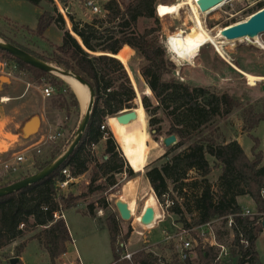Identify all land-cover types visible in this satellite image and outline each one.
<instances>
[{"label": "trees", "instance_id": "1", "mask_svg": "<svg viewBox=\"0 0 264 264\" xmlns=\"http://www.w3.org/2000/svg\"><path fill=\"white\" fill-rule=\"evenodd\" d=\"M24 1L33 6L45 3L54 10V16L42 15L36 29L27 33L36 41H42L43 34L54 24L63 32L61 44L55 48L53 46L51 58L46 60L30 47L11 39L4 41L40 61L51 62L81 77L93 90L94 105L79 145L59 169L36 184L0 198V250L33 234L30 240L37 241L44 249L49 264H55L56 259L66 252L70 236L64 220L56 219L54 215L76 208L80 197L65 195L58 189L57 184L64 180L62 170L66 169L71 179L89 174L86 187L88 195L115 187L118 176L133 178V169L126 162L109 129L106 127L104 132L100 131V126L107 119L138 109L128 72L116 58L124 49H129L144 61L139 73L154 102L153 105L146 96L141 98L142 109L148 116L147 134L154 140L160 137L161 117H164L169 124L166 136L176 138V143L165 151L163 158L167 160L163 164L144 167L145 178L159 203L163 196L171 200L174 199L173 194L179 196L181 203L174 199L168 214L177 219V224L188 232L187 237L191 241L195 240L196 244L185 261L179 260L172 242L162 248L163 251L168 249L170 255L162 257L143 248L133 255L131 262L120 261V256L114 251L116 237L121 233L118 221L113 215L108 216L103 223L96 221L95 207L88 205L82 214L94 219L99 227L107 231L112 264H262L256 250L257 240L263 231L261 221L264 219V199L261 194L264 189V157L259 150V142L251 138L253 145L250 149L251 158H248L237 141L218 143L206 137L204 129L213 120L231 115L237 102L227 92L212 86H191L175 79H164L173 75L176 68L159 44L161 27L156 17L159 0H132L124 7L117 0H108L101 5L106 17L95 16L90 22L77 21L71 14H67L70 31L81 45L66 29L61 15L55 13V0ZM56 1L64 3V0ZM256 8L261 9L262 4L258 3ZM140 19L152 20L154 27L138 32L136 27ZM233 23L231 21L223 27ZM0 55L5 61L14 63L18 70L24 69L39 77L50 75L23 64L6 52L0 51ZM58 83L68 88L64 82L59 80ZM53 87L57 96H60L53 103L54 108L67 109L68 102L63 99L65 90ZM69 95L70 106L78 110L74 94L70 92ZM241 116L247 131H252L264 121V116L252 113L251 110L243 111ZM97 147L102 149L99 158L95 154ZM60 155L61 152L51 155L36 170L45 169ZM208 157L213 160L214 167H221L214 185L208 181L212 171ZM191 173L196 178H191ZM27 176L30 175L0 185V188ZM240 197H248L254 203L251 215L242 216L243 208L237 203ZM98 202L103 203V200ZM100 206L106 209L105 204ZM187 215L191 219L187 220ZM229 217L232 220L231 228L226 226ZM215 220H219L223 228L216 233L215 238L228 249L229 255L225 261L217 260L218 250L203 244V237L194 231ZM20 225H23L22 228ZM128 238L129 232L122 237L123 242H127ZM223 238L227 240L222 242ZM242 241L248 243L247 247H244ZM24 245H19L16 255Z\"/></svg>", "mask_w": 264, "mask_h": 264}, {"label": "rangeland", "instance_id": "2", "mask_svg": "<svg viewBox=\"0 0 264 264\" xmlns=\"http://www.w3.org/2000/svg\"><path fill=\"white\" fill-rule=\"evenodd\" d=\"M92 1L101 8V5L108 0ZM117 1L119 5L124 7L132 0ZM84 2L85 0H64V3L60 4L55 0L57 8L55 13L61 15L68 31H70L71 26L67 14H71L75 20H81L83 22H90L91 19L95 17L86 11ZM258 3H261L262 8H264V0H231L229 3L227 2L217 7L209 14L198 13V18L203 30H206L205 32L209 33L211 36H216V32L221 30L226 23H231V21H234L233 24L243 22L251 14L258 11L256 8ZM177 4H180L181 7L176 14L159 17L156 12V17L159 19L161 27L159 44L164 48L167 59L171 61L176 68L173 75L166 76L164 79H175L191 86H212L219 91L227 92L237 102V107L233 110L231 115L222 119L213 120V122L204 129V135L218 143L223 141L229 142L233 139H242L241 144L246 153H249L252 147L253 142L251 138H255L259 142V150L264 157V121L260 122L252 131H247L241 116L243 111L249 110H251L252 113L264 116V91L262 90L264 87V34L256 40H240L235 42H221L218 40V42L221 43L219 44L221 53L211 44H206L199 49V52L191 61H178L167 50L166 41L169 36L175 35L180 31L185 34L190 32V29L194 26L191 6L188 4V0H159L156 9L159 6ZM42 15H45V17L54 16L52 6L45 3H41L39 6H33L24 0H0V35H2L0 36V41L3 43H6L4 40L16 41L19 44L32 48L38 55L46 58V60L50 59L51 52L54 51L55 47L61 44L63 32L52 24L43 34L44 39L42 41H36V39L27 33L29 30L36 29L39 18ZM153 27L152 20L140 19L137 23L136 30L142 33L145 29ZM130 51L129 55L128 53L124 55V53L121 52L119 56H124V58H126L125 64L123 65L128 72L135 91V103L138 105V119L133 124L145 132L147 136L143 166L141 169H138V160L136 159L135 152L125 148L123 136L118 137L115 135L114 130L116 125L113 121L114 117L109 118L105 122V125L111 132L121 153L124 154V157L130 163V168L134 170L131 169L134 176L132 179H127L125 175L118 176L117 185L115 187L99 194L88 195L86 193V187L89 182V174H87L83 179L71 184V186L63 191L65 195L71 194L80 197L76 208L65 211L64 219L66 221V226L68 225L69 227V229L68 227L67 229L72 244L79 254V259L82 264H111L113 261L107 231L104 228L96 229L91 219L83 218L78 214L81 208L84 211L88 205H93L95 207L94 213L96 221L103 223L110 215H113L118 221L121 233L116 237L114 251L120 257L126 252L135 254L143 248L162 257L170 255L168 249L165 251L162 250L163 246L166 244L163 241V232H168L173 235L178 233L179 228H181L176 222L177 219L160 207L145 178L144 167L152 168L154 165L159 166L163 164L167 160L163 158L165 151L173 145L164 147L162 142L163 139L167 138L166 131L169 128L168 121L164 117H161L162 135L154 140L147 134L148 116L140 107L139 101H141L142 96H146L151 100L153 105L154 102L139 73V68L144 65V61L138 55ZM3 63L11 65V62L5 61L0 55V76L8 79L7 82L0 81V119L6 118L7 131L16 134L23 121L33 115H38L40 118H43L45 122L51 124V126L55 125L54 121L59 122L58 126H61L64 130V139L62 141L42 147L40 154H35L31 151L28 152V155L32 156V160L22 166V174L34 175L39 172L36 170L39 164L49 160L51 155H56L58 152L62 154L67 149L75 136L83 112L78 111L76 107L70 106L69 94L71 90L66 86L61 87V83H58L60 80L59 78L53 75L39 77L24 69H17L15 74L8 76L6 75L7 71L3 69ZM45 63L54 65L51 62ZM246 75L256 78L254 86L248 85V81L245 77ZM53 86H60L59 88L65 90L63 99L68 102L69 107L67 109L54 108L53 103H55L60 96H57L58 93ZM45 87L52 88V95L48 99H43L40 93V90ZM2 98H7L8 102L3 103L1 101ZM250 119L247 118V120ZM47 130L48 127H43L42 125L38 133L33 136V141L25 144L21 151L30 147L38 140L39 135H41V133L42 135L45 134ZM7 138L8 140L13 139L9 135ZM2 149H4V147H2ZM101 153V147H97L95 149V154L98 158ZM207 159L212 167L208 181L211 185H214L218 178V169L213 166L214 162L211 158L208 157ZM190 177L196 178L193 173L190 174ZM173 197L177 202L181 203V199L176 193ZM151 198L153 199L152 204L157 217L152 226L153 228L147 229L139 226L137 218L141 216L145 204ZM99 200H103V203L100 204L106 205L105 210L100 208ZM117 200L129 204L131 207L133 206L132 209L134 213L130 221L123 222L120 220L115 209V202ZM242 203L243 205L249 204L246 200ZM188 219L191 218L187 215V220ZM222 230L223 228L219 221L211 224L209 228L203 227L200 229L201 232L205 233V237L208 238L211 236L215 237L216 233ZM128 232L129 238L127 242L124 243L122 237ZM30 235L31 234L27 236L31 237ZM225 240L227 239L223 238L222 242H225ZM230 240L231 238H229V241ZM174 245L175 243H173V247ZM192 247H194V242H192ZM72 249L73 247L70 245L68 253H70ZM256 250L264 264V234L257 240ZM31 252H33L31 249L27 250L26 258H28ZM30 258L31 260L27 259L29 260L27 264H41L40 260H35L33 257ZM11 259H17L16 253L10 255L8 250H0V264H9ZM72 260L76 261L75 256Z\"/></svg>", "mask_w": 264, "mask_h": 264}, {"label": "water", "instance_id": "3", "mask_svg": "<svg viewBox=\"0 0 264 264\" xmlns=\"http://www.w3.org/2000/svg\"><path fill=\"white\" fill-rule=\"evenodd\" d=\"M229 1L231 0H197L196 5L201 14H209L212 11H214L217 7ZM263 34H264V8H261L255 13L251 14L243 22H239L223 27L218 33V38L224 39L226 42H235L242 39L256 40L258 37H260ZM71 35L74 38H76L72 32ZM79 44L81 45L80 41ZM211 45L214 46L213 44ZM0 51L8 53L9 55L14 57L18 61L22 62L23 64H26L43 73H47L55 77L57 76L71 77L75 79L80 85L86 87L89 94V100L86 111L82 115L80 124L76 129L75 136L71 141L70 145L67 147V149L45 169L39 171L34 175H30L26 178L18 180L12 184L1 187L0 198H2L42 181L43 179L54 173L57 169H59V167L71 156V154L79 145L85 133V130L89 124L90 116L94 105V93L91 86L85 80H83L79 76H76L71 71H64L56 67L55 65H51L43 61H40L39 59H36L35 57L29 55L28 53L22 51L21 49L11 44L3 43L0 41ZM1 81L7 82L8 79L3 77ZM262 90L264 91V87L262 88ZM139 104L140 107L142 108L141 101H139ZM137 118H138L137 110H130L116 115L114 117V120L119 126H128L134 123L137 120ZM40 127H41V119L38 115H33L29 117L26 121L22 123V125L18 130L20 139L27 140L35 136L38 133ZM162 142L164 147H169L176 143V138L174 136H169L163 139ZM125 160L130 166V163L127 161L126 158ZM115 209L121 221L123 222L130 221L132 215L130 213L127 203L121 200H117L115 202ZM155 219H156V212L154 207L148 206L144 208L139 218L138 224L141 227H152L155 222ZM261 226L262 229L264 230V219L261 221ZM17 262L18 259H11L9 261V264H16Z\"/></svg>", "mask_w": 264, "mask_h": 264}, {"label": "built area", "instance_id": "4", "mask_svg": "<svg viewBox=\"0 0 264 264\" xmlns=\"http://www.w3.org/2000/svg\"><path fill=\"white\" fill-rule=\"evenodd\" d=\"M84 7L86 9V11L96 17L99 18H103L105 17V12L98 7V5H96L94 3V1L92 0H85L84 2ZM3 69L7 71L8 76H11L13 74L16 73L17 71V67L14 63H11V65H7L6 63H3ZM41 96L43 97V99H48L49 97H51L52 95V88L51 87H45L42 88L40 90ZM106 128L105 123H103L100 126V131L104 132ZM106 136V134H104ZM64 137V130L61 126H58L55 130L52 128H48L47 132L45 134H41L38 141L24 149L23 151H20L16 154H14L10 159H5V160H1L0 159V185L9 183V182H13L23 176V169L22 166L27 164L29 161L32 160V156L28 155V152H33L35 154H40L41 152V148L50 144H54L56 143L58 140H62ZM94 148V147H93ZM62 176L64 177V180L59 182L57 184V187L59 190L64 191L65 189H67L69 183L72 181V179L69 177V173L66 169L61 171ZM23 175V176H21ZM19 176V177H18ZM264 191V189L262 190V192ZM261 192V194H262ZM174 195V194H173ZM175 199V198H174ZM173 199V200H174ZM169 199L168 196H163V200L161 203H159L160 207H162V209H164L167 213L168 210L170 208L173 207L174 205V201ZM176 201V199H175ZM62 214V213H61ZM61 214L56 213L54 215V217L57 218H61ZM242 216H249L252 214V212H250L249 210H243V212L241 213ZM219 220H215L213 222H210L204 226L195 228L194 231H198L200 233V235L203 237V244H207L210 247H214L218 250V256H217V260L219 261H223L226 260L228 258V249L227 247L219 244L216 241V238L211 236V237H205V233L201 232L200 229L205 227V228H209L211 224H213L214 222H218ZM232 225V220L231 217H229L227 219V223L226 226L228 228H231ZM23 225H20V228H22ZM188 232L186 230H182L181 228H179L178 233L176 234H171L168 232H163V241L165 243H170L173 242L175 243L174 245V250L176 251V253L178 254V258L180 261H185L188 253L191 251L192 249V242H194V244H196L195 240L191 241L189 237H187ZM242 244L244 245V247H247L248 243L245 241H242ZM122 246V244H121ZM134 253H128L126 252L125 254H123L120 259L121 260H126L131 262L132 261V257H133ZM77 264H81L80 262H78Z\"/></svg>", "mask_w": 264, "mask_h": 264}, {"label": "bare ground", "instance_id": "5", "mask_svg": "<svg viewBox=\"0 0 264 264\" xmlns=\"http://www.w3.org/2000/svg\"><path fill=\"white\" fill-rule=\"evenodd\" d=\"M196 1L197 0H188V4L191 6L192 16H193V20H194V26L190 29V32L188 34H185L184 32L180 31L179 33H177L175 35L169 36L167 38V41H166L167 50L178 61H180V60L181 61H188V62L191 61V59L193 57H195L196 54L199 52V49L206 44H213L214 47L217 49V51L219 53H221V51L219 49V44H221V43H219L218 40H220L221 42L225 41L224 39L218 38V33L220 30L218 32H216L217 38L215 36H211L209 33L205 32L206 30L205 31L203 30L201 23H200V20L198 18V13H200V12H199L198 7L196 5ZM180 7H181L180 4L168 5V6H159L157 8V15L159 17H164V16L176 14L178 12V10L180 9ZM242 40L247 41L249 39H242ZM238 41H240V40H238ZM122 52L124 53V55L127 53L129 55V49H124ZM117 58L122 62V64H125L126 58H124V56H117ZM174 58H173V60H174ZM57 77L62 82H64L69 87L71 92L74 94L77 102L80 104V109L83 112L82 113V115H83L86 111V108L88 105V100H89V94H88L87 88L80 85L75 79H73L71 77H63V76H57ZM245 77H246V80L248 81V85H250V86L255 85L256 78H254L250 75H246ZM7 101H8L7 98L2 99V102H7ZM137 115H138V111H137ZM113 121L116 125L115 130H114L115 135H117L118 137L119 136L124 137L123 142H124L125 148L128 150H133L135 152L136 159L138 160V169H141L143 166L144 151L146 150V142H147L146 133L143 132L139 127L135 126L133 123L128 125V126H119L115 122L114 118H113ZM123 156H124V154H123ZM152 203H153V199L151 198L145 204V207H148V206L153 207ZM128 208L130 210L131 215H133V213H134L133 209H132L133 206L131 207L128 204ZM156 217H157V215H156ZM139 218H140V216L137 218V222L139 221ZM143 228L149 229L151 227H143Z\"/></svg>", "mask_w": 264, "mask_h": 264}, {"label": "crops", "instance_id": "6", "mask_svg": "<svg viewBox=\"0 0 264 264\" xmlns=\"http://www.w3.org/2000/svg\"><path fill=\"white\" fill-rule=\"evenodd\" d=\"M130 51V50H129ZM131 52V51H130ZM3 77L2 76H0V81H1V79H2ZM3 82H5V81H3ZM3 99V98H2ZM2 101V100H1ZM8 102V101H7ZM4 103V102H3ZM78 111H81L80 110V106H79V103H78ZM28 118H26L24 121H26ZM41 119V126L43 125V127L44 126H47L48 128H52V129H56L57 127L56 126H58L59 125V122H56V121H54V123H55V125L54 126H51V124H49V123H46L45 122V120L43 119V118H40ZM108 120V119H107ZM23 121V122H24ZM6 122H7V120H6V118H2V119H0V159L1 160H5V159H10L14 154H16V153H18V152H20L21 151V149H23L24 148V146H25V144H28V143H30L31 141H33V137H31V138H29V139H27V140H22V139H20V137H19V134H18V131H17V133L16 134H14V133H12V132H9V131H7V129H6ZM22 125V124H21ZM20 125V126H21ZM20 128V127H19ZM19 128H18V130H19ZM41 128V127H40ZM40 130V129H39ZM42 134V133H41ZM11 136L13 139L12 140H8V138H7V136ZM39 137H40V135H39ZM39 139V138H38ZM63 139H64V137H63ZM62 139V140H63ZM61 139L60 140H58L56 143H58L59 141H62ZM233 140H235V141H237L238 142V144L240 145V147L242 148V150H243V152L245 153V155L248 157V158H251V154H250V152L249 153H246V151L244 150V147L242 146V144H241V140H239V139H233ZM38 141V140H37ZM36 141V142H37ZM36 142H34L32 145H34ZM31 145V146H32ZM252 145H253V143H252ZM2 147H4V149H2ZM96 149V148H95ZM219 175H220V168H218V175H217V177H219ZM84 176L85 175H83V176H81V177H79V178H77V179H72V181L69 183V185L70 184H73V183H76L78 180H80V179H83L84 178ZM68 188V187H67ZM262 197H263V199H264V191L262 192ZM244 200H246L247 202H249V204L247 203V205H243V201ZM237 203H238V205H240L242 208H243V210H249V211H251V212H253L254 211V203L252 202V200H250V198H248V197H240V198H237ZM251 205V206H250ZM79 213V215L80 216H82L83 218H89V219H91L93 222H94V224H95V227H96V229H103V228H101V227H99L98 225H97V223H96V221L94 220V219H92V218H90V217H88V216H85V215H83L82 214V212H83V210H82V208L78 211ZM64 213L65 212H63L62 214H61V219H63L64 220V222H65V224H66V221H65V219H64ZM66 227H68V225L66 226ZM68 229H69V227H68ZM67 229V230H68ZM68 233H69V231H68ZM264 234V230L261 232V234H260V236H259V238L262 236ZM30 236H32V234L30 235ZM70 236V235H69ZM27 237H29V236H27ZM24 238V239H21V240H17V241H15L14 243H12L10 246H8V247H6V248H4V249H2V250H8V252L10 253V255H13L14 253H16V249L19 247V245L20 244H22V243H24L25 245H24V247H23V249L21 250V252L18 254V255H16V258L18 259V262H17V264H27V262L29 261V260H27V259H30L31 260V258L30 257H33L35 260H40V263L41 264H49V259H48V255H47V253L44 251V249L40 246V245H38V243H37V241H35V240H30V237L29 238ZM258 238V239H259ZM147 243V242H146ZM70 245H72V247H73V249H72V251L70 252V253H68V250H69V246ZM38 246H39V248H38ZM40 247H41V249H40ZM126 247V246H125ZM29 249H31L33 252H31L30 253V255L28 256V258H26V252H27V250H29ZM74 253V254H73ZM75 256V258H76V261H73L72 259H73V257ZM259 256V255H258ZM259 259H260V257H259ZM78 262H80V259H79V254L77 253V251H76V249H75V247L73 246V244H72V240H71V237H70V241L66 244V252L62 255V256H60L59 258H57L56 259V261H55V264H77ZM260 262L262 263V261H261V259H260ZM81 263V262H80ZM82 264V263H81ZM112 264V263H111ZM263 264V263H262Z\"/></svg>", "mask_w": 264, "mask_h": 264}]
</instances>
